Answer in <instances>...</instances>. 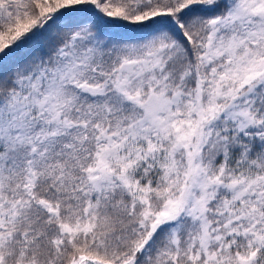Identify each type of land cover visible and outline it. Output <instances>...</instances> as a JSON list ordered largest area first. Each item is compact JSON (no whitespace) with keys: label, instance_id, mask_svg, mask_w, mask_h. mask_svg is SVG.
Segmentation results:
<instances>
[{"label":"snow or ice","instance_id":"snow-or-ice-1","mask_svg":"<svg viewBox=\"0 0 264 264\" xmlns=\"http://www.w3.org/2000/svg\"><path fill=\"white\" fill-rule=\"evenodd\" d=\"M0 264H264V0H0Z\"/></svg>","mask_w":264,"mask_h":264}]
</instances>
